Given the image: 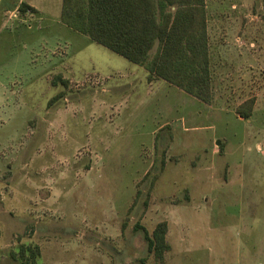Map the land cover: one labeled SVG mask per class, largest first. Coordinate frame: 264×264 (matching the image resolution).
<instances>
[{"label": "rangeland", "instance_id": "obj_1", "mask_svg": "<svg viewBox=\"0 0 264 264\" xmlns=\"http://www.w3.org/2000/svg\"><path fill=\"white\" fill-rule=\"evenodd\" d=\"M204 2L210 104L61 24V0H0V264L21 244L36 264H264V0ZM160 222L162 262L137 227Z\"/></svg>", "mask_w": 264, "mask_h": 264}, {"label": "trees", "instance_id": "obj_2", "mask_svg": "<svg viewBox=\"0 0 264 264\" xmlns=\"http://www.w3.org/2000/svg\"><path fill=\"white\" fill-rule=\"evenodd\" d=\"M20 11L34 12L26 4ZM59 22L203 104L212 102V78L204 0H61ZM154 50L153 54L152 51ZM64 86L68 82L57 77ZM58 94L51 101L59 99ZM254 100L236 112L250 117ZM148 253L162 262L170 249L165 222L149 233L141 226ZM18 255V256H17ZM24 264L39 260L37 246L21 244L11 257Z\"/></svg>", "mask_w": 264, "mask_h": 264}, {"label": "crops", "instance_id": "obj_3", "mask_svg": "<svg viewBox=\"0 0 264 264\" xmlns=\"http://www.w3.org/2000/svg\"><path fill=\"white\" fill-rule=\"evenodd\" d=\"M142 71H144V76L147 77V72L142 68Z\"/></svg>", "mask_w": 264, "mask_h": 264}, {"label": "water", "instance_id": "obj_4", "mask_svg": "<svg viewBox=\"0 0 264 264\" xmlns=\"http://www.w3.org/2000/svg\"><path fill=\"white\" fill-rule=\"evenodd\" d=\"M216 145H219V142H216Z\"/></svg>", "mask_w": 264, "mask_h": 264}]
</instances>
